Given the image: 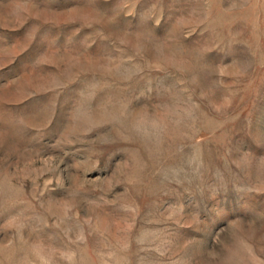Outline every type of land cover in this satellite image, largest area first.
I'll return each mask as SVG.
<instances>
[{
	"label": "rangeland",
	"instance_id": "rangeland-1",
	"mask_svg": "<svg viewBox=\"0 0 264 264\" xmlns=\"http://www.w3.org/2000/svg\"><path fill=\"white\" fill-rule=\"evenodd\" d=\"M0 264H264V0H0Z\"/></svg>",
	"mask_w": 264,
	"mask_h": 264
}]
</instances>
